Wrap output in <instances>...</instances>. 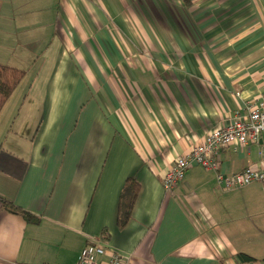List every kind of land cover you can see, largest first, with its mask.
Masks as SVG:
<instances>
[{
    "label": "crops",
    "instance_id": "1",
    "mask_svg": "<svg viewBox=\"0 0 264 264\" xmlns=\"http://www.w3.org/2000/svg\"><path fill=\"white\" fill-rule=\"evenodd\" d=\"M0 63L26 71L0 111V264H76L93 240L99 263L264 264L261 184L225 191L194 165L162 185L264 98V0H0ZM217 159L264 166L254 143Z\"/></svg>",
    "mask_w": 264,
    "mask_h": 264
},
{
    "label": "built area",
    "instance_id": "2",
    "mask_svg": "<svg viewBox=\"0 0 264 264\" xmlns=\"http://www.w3.org/2000/svg\"><path fill=\"white\" fill-rule=\"evenodd\" d=\"M251 143L258 145V156L264 161V98L248 109L246 120L236 117L228 125L210 131L200 144L178 157L162 178L163 188L171 193L182 181L185 172L190 167L199 165L216 173V182L222 190L229 191L259 183L264 191V166L257 169L246 167L234 174L220 171L217 157L221 151L231 147H247ZM108 249L105 242L93 240L78 256L76 264H128L125 257L114 252L109 254L105 262L99 263V257H104Z\"/></svg>",
    "mask_w": 264,
    "mask_h": 264
},
{
    "label": "trees",
    "instance_id": "3",
    "mask_svg": "<svg viewBox=\"0 0 264 264\" xmlns=\"http://www.w3.org/2000/svg\"><path fill=\"white\" fill-rule=\"evenodd\" d=\"M25 74L26 71L22 68L0 63V111ZM138 193V183L133 177L128 178L120 193L117 213V225L119 228H124L128 223ZM239 258L242 262L254 261L251 257L243 254H239Z\"/></svg>",
    "mask_w": 264,
    "mask_h": 264
},
{
    "label": "rangeland",
    "instance_id": "4",
    "mask_svg": "<svg viewBox=\"0 0 264 264\" xmlns=\"http://www.w3.org/2000/svg\"><path fill=\"white\" fill-rule=\"evenodd\" d=\"M30 103H31V106L33 107L32 109H35L38 106V99L37 98H30L29 97L28 101L25 104V107H27V105L30 104ZM23 111H25V108H24ZM8 119L10 120V116H9Z\"/></svg>",
    "mask_w": 264,
    "mask_h": 264
}]
</instances>
